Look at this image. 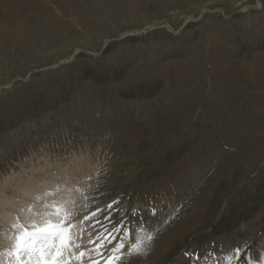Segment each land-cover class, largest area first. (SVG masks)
I'll use <instances>...</instances> for the list:
<instances>
[{
    "label": "rangeland",
    "instance_id": "rangeland-1",
    "mask_svg": "<svg viewBox=\"0 0 264 264\" xmlns=\"http://www.w3.org/2000/svg\"><path fill=\"white\" fill-rule=\"evenodd\" d=\"M258 1L2 0V251L11 245L13 224L40 219L26 212L34 200L36 212L46 211L45 201H70L78 226L102 210L83 225L84 247H92L89 232L94 237L121 221L133 236L141 222L155 233L147 255L123 264H214L212 257L186 253L221 255L245 245L238 264H248L247 254L258 260L264 252V125L250 121L247 127L246 118L232 117L242 123V140L209 138L204 131L214 124L223 132V118L210 110L212 96L197 115L178 117L176 99L167 113L154 102L152 113L118 112L122 101L157 95L167 83V65L186 73L193 61L192 72L204 79L193 98L210 83L223 104L220 73L232 64L224 59L252 60L264 52V0ZM214 42L224 51L214 52ZM256 139L263 147L243 152V143ZM29 179L37 180L35 188ZM3 257L0 264H8Z\"/></svg>",
    "mask_w": 264,
    "mask_h": 264
},
{
    "label": "snow or ice",
    "instance_id": "snow-or-ice-1",
    "mask_svg": "<svg viewBox=\"0 0 264 264\" xmlns=\"http://www.w3.org/2000/svg\"><path fill=\"white\" fill-rule=\"evenodd\" d=\"M42 200V197H37ZM70 201H52L43 203L46 211L35 212L33 207L27 211L33 216L40 217L28 223H16L12 225V234L7 237L11 240L10 247L0 251V255L9 258L8 264H123L125 260L135 256L147 255L151 243L155 239V233L150 231L143 223L135 225L137 232L132 233V227L125 222H117L112 229L104 228L93 237L88 233V244L92 247H84L81 243L86 228V221H92L102 210L89 213L83 220H72L74 215L67 204ZM90 205H85L89 207ZM112 205H109L111 208ZM51 209V211H47ZM155 215L156 210L152 209ZM134 216L137 213H133ZM19 220V217L17 218ZM108 219H111L108 217ZM99 221L92 226L95 227ZM125 239L133 241L125 244ZM109 245H112L109 248ZM245 246L235 247L221 255L206 253L204 257L199 254L186 253L187 256L195 255L197 260L212 257L214 264H238L241 255H245ZM107 252V255L105 253ZM248 264H264V252L258 260L250 254L246 255Z\"/></svg>",
    "mask_w": 264,
    "mask_h": 264
},
{
    "label": "crops",
    "instance_id": "crops-1",
    "mask_svg": "<svg viewBox=\"0 0 264 264\" xmlns=\"http://www.w3.org/2000/svg\"><path fill=\"white\" fill-rule=\"evenodd\" d=\"M1 1L2 0H0V2ZM20 11L24 13L25 9ZM215 47L214 52L220 50L224 51L223 47H218L216 43ZM227 53H230V51ZM196 56L198 57L199 55L197 54ZM238 60H241V62L237 63ZM224 61L225 64L232 61V64L230 66H227L226 64L225 68H222L220 73V76L223 79L224 90L227 92L223 104L220 101V97L215 98V96H213L215 87H212L210 83L207 84L206 88L200 90L196 94V98H193L195 90L200 88L201 82L204 80L202 79L200 81V71L192 72L196 63L193 61L191 66L187 65L186 73L183 71L176 72L173 68L167 65L165 72L162 73L163 76L167 77V83L158 91L157 95L153 96L151 94L145 100L131 102L130 104H128V101H122L121 103L118 102L120 108L118 112L132 113V108H135V113H152L153 107L150 103L154 102L158 105L155 109L161 110L159 113H167L166 108L172 106L170 100L176 99L177 102L181 101V103H179L181 106H178V111L175 112L178 113V115L179 113H182L180 116L177 115L178 117L185 116L187 113H195L194 115H197L202 112L201 109L203 108V102L212 96L213 100L210 103L212 109H209L216 117L223 118V121L220 122L222 124L219 126V128L221 127L223 129V132L217 133L214 124L204 131V135H207L209 138L212 136V139H216L217 136L224 134L225 138L227 137V139L233 143H237L238 138L239 140L244 138L243 134L241 133V137L237 130L240 128L239 126L242 127V123H233L232 117L233 119L240 117L243 121L246 118L247 121L243 125L247 127L249 125L248 122L250 121L251 124L254 123L252 127H257L258 129L262 128L264 125V52L255 53L252 60H249L247 57H235L230 61L228 58H225ZM234 61L237 62L234 63ZM177 73H179V75ZM239 86L241 87L242 92L238 93ZM195 99H198V101ZM192 100H194V102L192 103V108H190V102ZM216 100L219 102V109ZM209 102L210 100L206 102L207 106ZM143 105H148L150 110L145 111L142 108ZM123 108L127 109L128 112L123 110ZM217 113L219 114L217 115ZM260 140L256 139L244 142L243 152H252L251 149L257 150L262 148L263 143H261L262 140Z\"/></svg>",
    "mask_w": 264,
    "mask_h": 264
},
{
    "label": "bare ground",
    "instance_id": "bare-ground-1",
    "mask_svg": "<svg viewBox=\"0 0 264 264\" xmlns=\"http://www.w3.org/2000/svg\"><path fill=\"white\" fill-rule=\"evenodd\" d=\"M258 4H259V6L261 5L260 0L258 1ZM189 21H190V20H189ZM167 28H168V29H171L170 26H167ZM53 164H54V163H53ZM68 164H69V163H68ZM61 168H62V167H61ZM43 170H44V169H43ZM44 171H45V170H44ZM44 171H43V172H44ZM39 172H40V171H39ZM63 173H64V172H63ZM63 173H62L61 175L59 174V176H62ZM73 173H74V172H73ZM69 174H71V173H69ZM30 175H31V174H30ZM74 175H75V174H74ZM84 175H85V174H84ZM66 176H67V175H66ZM81 176H82V175H81ZM81 176H80V177H81ZM18 177H19V176H18ZM31 177H32V175H31ZM84 177H85V176H84ZM19 178H20V177H19ZM34 179H35V178H34ZM36 179H37V176H36ZM48 179H49V178H48ZM69 179H70V178H69ZM69 179H68V180H69ZM82 179H83V178H82ZM17 180H18V179H17ZM17 180H16V182H17ZM22 180H23V179H22ZM73 180H74V179H73ZM76 180H77V179H76ZM34 181H35V182H34ZM34 181H32L31 179H29V182H28V184H27L28 187H29L30 185H33V184H34V188H35V187H36V184H37V183H36L37 180H34ZM9 182H10V181H9ZM9 182H8V183H9ZM58 182H59V181H58ZM62 182H64V181H62ZM14 183H15V182H14ZM20 183H22V181H21ZM18 184H19V183H18ZM38 184H39V183H38ZM60 184H62V183H60ZM60 184H59V185H60ZM63 184H64V183H63ZM14 186H15V185H14ZM62 186H63V185H62ZM7 187H8V186H7ZM28 187H27V188H28ZM57 187H58V184H57ZM63 187H64V186H63ZM63 187H62V188H63ZM66 187H68V186H66ZM18 188H19V187H18ZM31 188H32V186H31ZM68 188H69V187H68ZM40 189H41V188H40ZM9 190H10V189H9ZM9 190H8V191H9ZM23 195H25V194L23 193ZM23 195H22V196H23ZM22 196H21V197H22ZM25 196H26V195H25ZM40 196H41V195H40ZM42 196H43V195H42ZM13 198H14V197H13ZM22 198H23V197H22ZM33 198H34V197H33ZM26 199H27V198H26ZM35 199H36V198H35ZM23 200H24V199H23ZM31 200H32V199H31ZM43 200H44V199H43ZM34 201H35V200H34ZM34 201H33L32 205H31V207L34 206ZM38 201H39V200H38ZM39 202H40V201H39ZM16 204H17V203H16ZM20 204H22V203H20ZM1 206H2V204H1ZM22 206H23V205H22ZM18 209H19V208H18ZM33 209H34V208H33ZM5 210H6V209H5ZM24 210H25V209H24ZM40 210H41V209H40ZM16 211H17V210H16ZM11 212H12V211H11ZM26 212H28V211H26ZM35 212H36V211H35ZM0 213H1V212H0ZM13 213H14V212H13ZM23 213H24V212H23ZM15 215H16V214H15ZM27 216H28V215H27ZM27 216H25V217L28 218ZM22 217H23V216H22ZM3 218H4V217H3ZM1 219H2V218H1ZM36 219L38 220L37 217H36ZM21 220H22V219H21ZM19 222H20V221H19ZM0 223H1V222H0ZM11 225H12V224H11ZM6 226H7V225H6ZM2 227H3V226H2ZM83 227H84V226H83ZM146 227H147V226H146ZM153 227H154V226H153ZM11 228H12V226H11ZM4 229H5V228H4ZM4 229H3V230H4ZM9 230H10V229H9ZM1 235L3 236V234H1ZM3 237H4V236H3ZM3 237H2V238H3ZM6 237H7V236H6ZM9 237H10V236H9ZM5 239H6V238H5ZM161 240H162V239H161ZM1 241H2V240H1ZM1 241H0V243H1ZM162 241H163V240H162ZM169 241H170V240H169ZM8 242H9V241H8ZM3 244H4V243H3ZM158 244H159V243H158ZM4 245H5V244H4ZM159 245H160V244H159ZM1 246H2V245H1ZM0 251H2L1 248H0ZM2 256H3V255H0V258H1ZM5 257H6V256H4L3 259H4Z\"/></svg>",
    "mask_w": 264,
    "mask_h": 264
}]
</instances>
